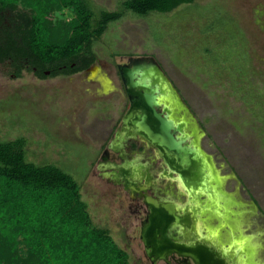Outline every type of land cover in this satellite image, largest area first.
<instances>
[{
  "label": "rangeland",
  "instance_id": "1",
  "mask_svg": "<svg viewBox=\"0 0 264 264\" xmlns=\"http://www.w3.org/2000/svg\"><path fill=\"white\" fill-rule=\"evenodd\" d=\"M87 1L98 16L117 11L126 0ZM72 18L64 7L50 21L59 27ZM15 21L7 12L5 24ZM93 52L90 69L70 76L39 77L32 69L1 63L0 142L24 139L31 163L54 165L70 175L93 225L108 228L120 248L128 245L140 254L135 225L117 212L115 196L94 166L111 128L104 122L117 121L126 108L116 93L121 90L117 64L153 57L187 107L222 191L241 206L244 249L253 252L254 264H264V0H196L144 17L127 12L108 26ZM208 175L199 166L190 182L212 191ZM26 248L15 252L23 256Z\"/></svg>",
  "mask_w": 264,
  "mask_h": 264
},
{
  "label": "trees",
  "instance_id": "2",
  "mask_svg": "<svg viewBox=\"0 0 264 264\" xmlns=\"http://www.w3.org/2000/svg\"><path fill=\"white\" fill-rule=\"evenodd\" d=\"M195 1L126 0L95 16L87 0H0V64L70 76L96 62L94 43L127 12L168 14ZM64 7L72 20L53 27L51 15ZM7 12L16 15L11 25ZM25 145L0 142V264H131L109 231L93 225L79 184L57 166L29 162Z\"/></svg>",
  "mask_w": 264,
  "mask_h": 264
},
{
  "label": "flooded vegetation",
  "instance_id": "3",
  "mask_svg": "<svg viewBox=\"0 0 264 264\" xmlns=\"http://www.w3.org/2000/svg\"><path fill=\"white\" fill-rule=\"evenodd\" d=\"M130 58L121 59V63L117 64V70L119 65H129ZM27 68L30 69L28 66ZM31 69L41 77L36 68L31 67ZM46 74L51 75L52 71L44 72L43 76L45 77ZM118 76L120 78L119 71ZM120 82L121 90H116V93L125 98L126 108L117 121L109 118L104 122L111 128L106 131L94 168L96 176L115 196L117 212L121 211L122 217H126L130 222L129 226L135 225L138 232L137 238L142 252L136 254L127 245L123 250L128 253L129 261L131 258L133 263L136 258L133 264H197L193 257L189 258L182 253H177L181 251L193 252L192 255L197 257L203 254L204 260L209 264H254L253 252L240 248V240L243 236L241 206L233 202V197L222 191V188L220 192H223L225 196L217 200L214 191L201 187L192 190L182 185L176 175L173 177L175 180L166 179L164 177L166 170L161 166V161L157 160L154 153L143 145L129 143L123 146L121 142H117L115 152H106L129 109V100L121 78ZM204 152L208 154L205 150ZM127 163L142 169L146 176L152 174L157 182L146 190H136L137 192L126 190L122 168L127 166ZM205 171L209 172L208 169ZM210 177L212 176L208 175V181ZM148 198L155 201L158 207L147 204ZM164 207L173 211L174 217H167L165 220L162 218L158 221L162 224H170L173 229L167 232L166 241L161 243L160 250L153 247L149 251L159 254L152 253L149 257L141 239L142 229L152 221L151 216L154 212L166 213ZM234 208L237 210L233 211ZM105 210H108L105 216L109 217L111 209L105 207ZM99 228L106 229V227ZM109 235L111 236L110 232Z\"/></svg>",
  "mask_w": 264,
  "mask_h": 264
},
{
  "label": "water",
  "instance_id": "4",
  "mask_svg": "<svg viewBox=\"0 0 264 264\" xmlns=\"http://www.w3.org/2000/svg\"><path fill=\"white\" fill-rule=\"evenodd\" d=\"M129 63L118 66L129 100V109L106 152H115L117 142H121L123 146L129 143L143 145L161 161V166L165 167L167 172L164 175L166 179V175L171 178L176 175L182 185L192 190L202 188L200 183L190 182L199 166L205 167L209 172L213 171L216 176L218 173L211 156L204 152L193 119L189 116L179 93L153 57H131ZM211 163L214 169L211 168ZM122 171L126 190L131 192H137L134 187L146 190L157 182L152 174L146 176L142 169H135L132 163L123 167ZM213 181L221 188L220 180L218 182L215 178ZM146 202L158 207L155 201L152 204ZM164 208L166 213L154 212L152 221L142 229L141 239L149 257L152 253L159 254L149 251L153 247L160 250L161 243L166 241L167 232L173 229L170 224L158 221L174 217L173 211ZM188 257H193L197 264H209L204 260L203 254Z\"/></svg>",
  "mask_w": 264,
  "mask_h": 264
},
{
  "label": "bare ground",
  "instance_id": "5",
  "mask_svg": "<svg viewBox=\"0 0 264 264\" xmlns=\"http://www.w3.org/2000/svg\"><path fill=\"white\" fill-rule=\"evenodd\" d=\"M210 166H211L212 169H214L212 163L210 164ZM135 169H139V168H138V167H135ZM166 176H167V179H168V178H171V177H169L168 175H166ZM211 176H212V177H210V179H209L208 182L210 183V186H211V188H212V191H214L215 194H216L215 197L221 200V198H223V197L225 196V194L223 195V194H222L223 192H220V189H221V188H219V187L217 186V183H215V182L213 181V180H214V179H213V177H214V175H213V171H211ZM214 178H216V180L219 182V178H218V176H216V174H215V177H214ZM134 189L137 190V191H138V190H141V189L138 188V187H134ZM222 196H223V197H222ZM147 201H148L149 203H151V204L154 202V201H153L152 199H150V198H148ZM246 237H247V236H246ZM251 238H254V236H251ZM240 241H241V242H240V243H241V244H240V248H241V249H244L245 243L242 242L243 239L241 238ZM245 242H246V241H245ZM244 250H245V249H244ZM178 251H179V250H178ZM177 253H182V254L185 255V256H188V255L191 256L193 252H192V253H191V252L189 253V252H181V251H179V252H177ZM189 258H192V257H189Z\"/></svg>",
  "mask_w": 264,
  "mask_h": 264
},
{
  "label": "crops",
  "instance_id": "6",
  "mask_svg": "<svg viewBox=\"0 0 264 264\" xmlns=\"http://www.w3.org/2000/svg\"><path fill=\"white\" fill-rule=\"evenodd\" d=\"M26 151V150H25ZM29 161V160H28ZM30 162V161H29ZM95 227H97V226H95ZM97 228H99V227H97Z\"/></svg>",
  "mask_w": 264,
  "mask_h": 264
}]
</instances>
